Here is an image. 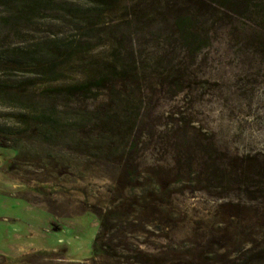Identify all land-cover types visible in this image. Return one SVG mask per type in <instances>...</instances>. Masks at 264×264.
I'll use <instances>...</instances> for the list:
<instances>
[{"label": "rangeland", "instance_id": "obj_1", "mask_svg": "<svg viewBox=\"0 0 264 264\" xmlns=\"http://www.w3.org/2000/svg\"><path fill=\"white\" fill-rule=\"evenodd\" d=\"M210 1L0 0V264H264V0Z\"/></svg>", "mask_w": 264, "mask_h": 264}, {"label": "trees", "instance_id": "obj_2", "mask_svg": "<svg viewBox=\"0 0 264 264\" xmlns=\"http://www.w3.org/2000/svg\"><path fill=\"white\" fill-rule=\"evenodd\" d=\"M116 1L117 0H90V2L93 5L95 4V6L99 9H101V11L104 9H107L108 5H111ZM207 1H209V0H207ZM229 1L230 0H211L210 2L216 3L218 8L224 9ZM149 5H148V7L152 6V5L151 6H149ZM180 5L181 4L180 3L178 4L176 1H173L172 3H169V2L165 3L164 10L166 9V14L164 15L163 22L169 23L168 26L170 28V32L166 31L164 38H165L166 43H169V45L173 44V42H174L173 36L174 35H178L179 40H181L183 43L184 42L188 43L189 41H194L196 36H198V34H199V32H198L199 30H195L196 27H194V23H193V21L197 22V19H199V18H196V17L193 18V16L190 15L188 12H185L184 10H182L184 4L182 6H180ZM136 7L137 6H133L132 8H136ZM161 14H162V11L159 12L158 10L155 9V10H152V12L132 11V13H129L128 16L131 17L132 20H135L137 22V24H140L144 27H147L148 26L147 22L154 20L155 18H157ZM198 16L201 17L202 14L200 13ZM163 24L161 25V23H160L158 25L163 28ZM115 43L118 44V41L116 40ZM15 63L19 66H22L25 64V60H23L21 58L20 60L16 61ZM28 65H29V63H28ZM32 65L36 66V64H34V60H32ZM113 67H114L115 75L117 74V76H121L123 73H125L126 68L123 64L117 63V65H114ZM115 75L109 76L106 74H100V75H98V77L95 80L92 81V83L88 82L85 84H80L78 86H75V90L76 91H84L85 89H88V88H95V89L105 88L107 81L113 80L114 78L117 77ZM108 77H110V78H108ZM39 118L45 119V120L41 121V123H43L45 125H51V126L53 125V123H52L53 120H50V122H47L46 118L43 114H41V116ZM0 147H7V146L3 142H0ZM97 241H98V237H95L94 242H93V248L95 250L97 248V246H96Z\"/></svg>", "mask_w": 264, "mask_h": 264}, {"label": "crops", "instance_id": "obj_3", "mask_svg": "<svg viewBox=\"0 0 264 264\" xmlns=\"http://www.w3.org/2000/svg\"><path fill=\"white\" fill-rule=\"evenodd\" d=\"M2 224V223H1ZM9 231L5 228H3L2 230V241L0 242V260H5L7 261L8 260V257L11 256L12 254V244L11 242H9ZM16 237H21V236H18V235H15ZM12 237H14V234L12 235Z\"/></svg>", "mask_w": 264, "mask_h": 264}]
</instances>
